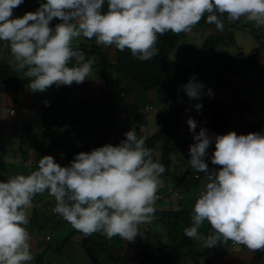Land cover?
Wrapping results in <instances>:
<instances>
[{
	"label": "clouds",
	"instance_id": "1",
	"mask_svg": "<svg viewBox=\"0 0 264 264\" xmlns=\"http://www.w3.org/2000/svg\"><path fill=\"white\" fill-rule=\"evenodd\" d=\"M23 2L0 0V41L8 43L15 69L24 71L31 89L41 93L53 85H79L90 74L92 62L72 45L81 36L95 37L97 44L119 51L127 48L133 57L147 61L159 52L158 35L190 32L205 14L206 23L217 31L224 29L223 14L229 21L246 18L264 28V0H107L106 11L105 0H46L35 12L14 17L13 10ZM54 18L61 22L50 27ZM181 87L189 99L213 95L211 89L204 91L206 86L195 74ZM202 107L195 105L197 111ZM8 116L6 110L0 119ZM187 124L195 141L189 146L188 163L196 174L204 173L207 183L195 200L192 225L184 234L202 240L206 248L217 246L222 237L253 251L264 249V132L210 136L203 127L196 132L193 118ZM124 137L115 146L106 143L75 154L67 166L44 155L38 170L0 181V264L34 259L26 210L33 197L46 190L55 198L53 212L85 236L100 233L134 242L143 234L140 226L154 219L166 166L153 159L145 139L134 130ZM213 143L210 159L218 169H209L205 162ZM205 221L213 231L202 236Z\"/></svg>",
	"mask_w": 264,
	"mask_h": 264
},
{
	"label": "crops",
	"instance_id": "2",
	"mask_svg": "<svg viewBox=\"0 0 264 264\" xmlns=\"http://www.w3.org/2000/svg\"><path fill=\"white\" fill-rule=\"evenodd\" d=\"M33 1L24 0L20 6H34L36 3H33ZM220 18L224 21L221 15ZM237 23L238 27L242 29L227 27L224 22L223 31H217L214 24L208 26L203 24L193 27L190 32L179 33L182 35L179 38L177 34L168 32L169 36H176V41L169 50L170 59L187 67L197 66L201 61L200 59L204 58L202 56L203 52L207 53V56L211 54L210 51L203 47L205 40L208 38H228V35L231 43H221L216 47V52L223 51L229 55H234L241 48L244 51H240L245 55L254 53L258 46L264 42V28H258L254 22L247 21L246 18H241ZM226 29H228L227 32H225ZM192 36L194 38H191ZM86 47L89 46L86 45ZM253 69L254 64H251L239 70L224 71L221 77L217 79L216 66L206 69L197 80L206 86L205 92H207V89H211L213 95L210 98L204 94V100L200 102L189 99L181 87L182 85L175 92L171 90L170 84H165L155 89L142 90L134 84L127 83L122 75L116 74L113 75L111 88L103 90L104 84L99 83L98 79H89L88 82L93 83L89 84L88 88L83 89L79 84L74 93L79 101L88 104L93 103L94 106L92 108L97 111V116L101 117L97 121L95 128L87 129L81 128V126L80 128L71 129L43 128L45 123L42 122L39 123L40 128H29V121L32 117L35 116L36 119L43 120L42 112L51 114L52 112L50 113V111L57 104L56 99L61 95L66 97L67 100L70 92H63L62 86L53 85L47 89V93L50 94L46 97L45 95L34 93V90L29 86L30 84L19 86L16 83H3L0 81V115H3L6 110L9 115L6 119H0V156L6 152V161L3 160L4 164L11 162L18 168L24 167L27 172L29 171L28 165L32 163L31 172L32 170L36 171L38 169H36L37 166L34 167L33 161H37L34 152L40 147L36 145L37 141L49 138L50 144L48 146L43 144L44 147L56 149L57 145L60 147L61 144H58V141L64 139L62 135L65 134L68 136L73 135V139L76 137V147L73 145L76 149L73 150L74 153L72 155L74 158L75 154L90 152L98 146L99 141L97 140H101L103 130L107 125L106 121L110 117L111 121H109L108 125L111 124L113 132L117 133L122 139L125 138L124 133L130 129L136 132L138 138L145 139V146L156 135H166L155 142L152 147L153 159L160 160L166 166V172L160 177L163 181V186L157 192L156 212L193 210L195 200L207 183V178L204 173L196 174L188 163V159H190L189 146L195 141L193 140V133L189 131L187 119L191 117L196 121L197 133L203 127L208 130L210 136L214 134L224 135L229 131H234L237 135L264 132V123L260 119L261 112L258 107L259 103H264V79L260 78L257 84H252L245 78V74ZM218 96L232 97L233 99L231 102L217 103L214 99ZM39 98H46L51 101V108L35 112L36 102ZM197 103H202L203 105L199 111L195 108ZM102 108L106 115L102 112ZM10 111H14L15 115H11ZM247 114L255 117L256 123L243 127L242 118ZM85 116V113H83V116L73 113V121L76 119L80 122ZM58 122L59 119L55 115L53 124ZM89 129H91V132H89ZM83 131V136H78ZM37 137L39 138L37 139ZM109 138L111 137L103 139L101 146L106 143H111L115 146V140ZM214 150L215 144L213 143L207 150L208 156L205 157V162L208 164L209 169H218L220 167L211 163L210 157ZM30 152H33V154H31L29 159H25V155L30 154ZM48 154L50 152H47ZM57 156L60 157V154H57ZM17 174L21 173L17 171ZM0 175L7 180L10 178L9 171L5 169L2 163V156ZM173 192H177V196L173 195ZM48 194L49 192L45 191L42 195L47 196ZM50 202L53 210L55 200H50ZM42 204L41 202L37 203L35 201L33 203L32 201V206L27 209V212L29 209L32 212L37 210ZM46 208L49 207L46 206ZM32 215V217L31 215L28 216L29 223H33L34 213ZM56 216L58 217L59 215L56 214ZM158 224L161 225V229H159ZM162 224L163 221L160 216L154 215V219L150 224H142L140 226L143 234L138 235L134 242H127L119 236L109 239L100 233H93L92 236L90 235L91 246H99L105 243L106 249L104 251L100 249L96 251L100 262H108V264H138L144 250L155 245L158 238L165 232L162 230L164 228ZM29 233L31 253L34 252L33 261L35 264H41L38 256L43 250H40L43 245L36 233L30 231ZM201 235L204 236L202 233ZM47 237H49V240H46ZM59 240L56 239L57 244ZM190 240L193 245H199L201 251L193 256H183L182 264H264V249L253 251L245 245L232 247L230 245L231 240L225 241L221 237L217 246L208 248V253H204L207 248L204 247L202 240ZM44 241L50 243L52 238L46 235ZM64 241H61V244ZM87 251L82 243L77 244L74 249L72 248L73 264H90L88 260L90 257ZM185 252L186 250L184 254L187 255L188 252Z\"/></svg>",
	"mask_w": 264,
	"mask_h": 264
},
{
	"label": "trees",
	"instance_id": "3",
	"mask_svg": "<svg viewBox=\"0 0 264 264\" xmlns=\"http://www.w3.org/2000/svg\"><path fill=\"white\" fill-rule=\"evenodd\" d=\"M41 0H38V4H40ZM103 10H107V0H105V4L103 6ZM220 15V14H218ZM224 19L225 24L231 23L227 19V14L221 15ZM207 14L205 17L201 19V21L197 25H209L206 23ZM195 25V26H197ZM194 26V27H195ZM229 38V35H228ZM228 38H208L204 42V49L211 52V54L207 57L201 59L200 63L194 67H187L178 63L173 62L170 59L169 50L173 43L176 41L174 37L171 36H159L157 39L156 47L159 49V52L152 59L147 61H140L137 58L133 57L130 53L129 49H125L124 51H119L114 46L113 47V58L109 61L104 54L96 47H86L90 49V51L82 50L84 46H76L78 50L82 51L84 57L88 55H96L100 59V67L103 70V83L106 81V86H103V90H108L112 86V75L120 74L124 77L127 83L134 84L142 90H149L159 88L165 84H170L171 90L173 92L177 91L178 88L184 83L188 82L189 78L195 74L196 79L200 77V75L208 68L216 66L217 73L216 79L221 77L224 71L228 70H239L248 65L254 64V55L256 52L245 55L240 50L234 55H229L223 51L216 52L215 49L223 42H230ZM75 61H70L69 66H72ZM112 73V74H111ZM264 79V74L259 76ZM0 81L3 83L12 82L16 83L19 86H24L30 83L28 79L18 78L15 72V68L9 67L7 64L0 62ZM63 92L69 91V86H62ZM65 97L61 96L56 99L57 104L52 109L62 107L64 105ZM109 121H111L110 117L107 119V125L104 128V132L102 133V138L99 141L97 147H100L103 143V139H107L111 137L115 140V145L119 144L122 137L118 136L117 133L113 132L111 124L108 125ZM113 125V124H112ZM170 134V133H169ZM166 136V135H165ZM164 134L156 135L153 139H151L146 147L152 151V147L155 142L159 139L165 137ZM168 136V134H167ZM95 147V148H97ZM69 156H66L64 159V164L68 165V161L72 158L74 151L69 152ZM0 168H1V157H0ZM0 181H7L6 178L0 175ZM155 215H159L161 220L163 221V225L166 231L167 242L165 241H157V246L159 244L158 251L154 252L152 247H147L138 264H182L184 251L189 249L193 243L184 234V229L188 228L192 225V216L193 210H179V211H165V212H155ZM211 226L207 221L203 224L200 229V233L204 236L212 233ZM90 235L83 240L82 244L89 253L96 259L97 263L98 256L96 254L97 248L100 250H105V243L99 245L97 248L95 246H91L89 242ZM208 248L205 249L204 253H208Z\"/></svg>",
	"mask_w": 264,
	"mask_h": 264
},
{
	"label": "rangeland",
	"instance_id": "4",
	"mask_svg": "<svg viewBox=\"0 0 264 264\" xmlns=\"http://www.w3.org/2000/svg\"><path fill=\"white\" fill-rule=\"evenodd\" d=\"M41 2H46V0H41ZM33 3H36V4H34V6L24 5L22 7L19 6L18 8H15L13 10L14 17H22L26 12H35L37 10V8L39 7L38 0H36V1L34 0ZM60 22H61L60 20L54 18L53 21L50 22V27H54L55 24L60 23ZM227 27L240 28V27H238L237 21L227 23ZM240 29H242V28H240ZM227 31H228V29L225 30V32H227ZM165 35L167 36L168 33H166ZM177 36L179 38L182 35L177 34ZM194 36H192L191 38H194ZM173 37L176 39V36H173ZM72 45L74 48L76 46L83 45V46H85V47H82V50H84V51H86V45L89 47H96V48L99 47V50L104 54V56L109 61H111V58L113 55V47L97 44L95 37H93L92 39H87V38L81 36L79 38L74 39L72 42ZM239 50L244 51L241 48H239ZM206 54L207 53L203 52L202 56L205 57V56H207ZM85 61H91L92 62V70H91L90 74L86 77L85 81L80 84L81 87L83 89L88 88L89 84L93 83V82H88L89 79H98L99 83L102 84L103 83L102 79L104 78V75H103V70L101 69L100 64H99L100 59L98 58V56L88 55L87 57H85ZM0 62H3L5 64H7L8 66L15 68L16 62L10 53V48L8 46V43L5 41H0ZM177 63H179V62H177ZM15 72H16V75L18 78L28 79L31 83V79L24 75V71H17L15 69ZM113 75H116V74H113ZM113 75H112V78H113ZM112 82H113V79H112ZM103 84H104L103 86H105V83H103ZM77 88H78V85L74 82L70 86V90H69L70 94H68L69 99L66 100V97H65L64 105L62 107L60 106L59 108L52 109V111H50V113L52 112L51 114H47V113L44 114V112H42L43 120L36 119L35 116L32 117L29 121V128H40V126H39L40 122L45 123L43 125V128L71 129V128H80V126H81V128H85V129L95 128L97 126V123H98L97 121L101 117L100 116L98 117L96 114L97 111L92 108L94 106L93 103H90V104L83 103L76 98L77 96H75L74 93L77 90ZM104 89H105V87H104ZM34 93H35V90H34ZM36 93L45 95L46 97H48V94H50V93H47V90L45 92H42V93L41 92H36ZM73 98H74V102H73ZM78 106L80 107V109ZM90 106H91V108H89ZM88 110H90V111H88ZM101 110L104 113V109L102 108ZM73 113L79 114L80 116H83V113H85L86 116L83 118V120H80V122H78L76 119L73 121ZM55 115L59 119V122L53 124ZM89 132H91V129H89ZM83 134H84V131H83V133H80V135L78 134V136H83ZM62 137L64 139H61L58 141V144H61V145H60V147H58V145H57L56 149H50V147L45 148L43 145L44 139L37 141L36 145H38L40 147L38 150L36 149V151L34 152L36 155V159H37V161H33L34 167L38 166L39 159L42 156L47 155V152H50V154H48V155L53 156L55 161L58 164H60L61 166H63L64 159L66 158V156H68L70 154L69 152H72L74 149H76L74 147H76L77 142L75 141L76 137H75V139H73V135L68 136V135L63 134ZM109 139H111V138H109ZM97 141H100V139H98ZM73 145H74V147H73ZM48 150H51V151H48ZM67 151H69V152L67 153ZM5 153L6 152L1 154L2 163L5 166V169L7 171H9L10 177L13 175H16L17 171H19V173H21V174L29 175V171L26 172V169L24 167L18 168L16 165L11 164V162L8 164H4L3 160L6 161ZM12 154H14V153L12 152ZM31 154H33V152H30V154H26L24 158L29 159ZM57 154H60V157H58ZM72 159H73V157L68 161V163H70V161ZM36 169H38V167ZM32 172H33V170H32ZM42 194L43 193L36 194L33 197V200H32L33 203H35V201H36L37 203L41 202L43 204L37 210H35L33 212L31 211V209L28 210V212H27L28 216L31 215V217H32L33 216L32 214L34 213V220H33V223H29L28 225H26L27 229L30 232L36 233V236L40 238L41 244L43 245L40 248V250H42V249L43 250L41 251V253H39V256H38L40 258V262H41V264H73V258L71 255V250H72V248L74 249L77 244L82 243L83 236L79 231L74 229L61 216L57 217L56 214L53 212V210L50 206V203H51L50 200L53 201V200H55V198L53 196H51L50 194H48L47 196L42 195ZM46 206H48L49 208H46ZM159 229H161V225H159ZM162 230L165 231V228H163ZM46 235H48L52 238V241L50 243H46L44 241ZM166 235L167 234L165 231L162 234V236H160L158 238V241H160V242L165 241L163 243H166L167 242L166 241L167 240ZM36 236H34V237H36ZM91 236H92V234H91ZM56 239H60L58 241V244L56 242ZM63 240H65V241H64V243L62 242L63 244H61V241H63ZM113 240H116V239H113ZM92 241H93V239H92ZM89 242L92 243L91 238H90ZM195 245L196 244L192 245L190 249H186V252H188V254L183 255V256H185V257H188L189 255L193 256L197 252H200L201 249H200L199 245H197V246H195ZM95 247L97 248L98 246L96 245ZM151 247L154 249V252H156V251H158L160 246H159V244H158V246H157V244H155ZM97 251H99L98 248H97ZM30 252H31V249H30ZM33 253H31V254L33 255ZM88 260H89L90 264L93 263L90 258H88ZM104 263L105 262H103V261L100 262V264H104ZM27 264H35V262L32 260V261H29ZM105 264H108V262H106Z\"/></svg>",
	"mask_w": 264,
	"mask_h": 264
},
{
	"label": "built area",
	"instance_id": "5",
	"mask_svg": "<svg viewBox=\"0 0 264 264\" xmlns=\"http://www.w3.org/2000/svg\"><path fill=\"white\" fill-rule=\"evenodd\" d=\"M254 62H255V67L251 72H248L245 74V78L251 82L252 84H257L258 80L261 78L259 76L264 74V42H262V44H260V46H258L256 53L254 55ZM232 97H223V96H218L216 97L214 100L217 103H223V102H231L232 101ZM204 100V95H202L201 100H195V102H200ZM52 106L51 101H49L46 98H39L36 102V110L35 112H37L38 110L41 109H49ZM259 110L261 112V116L260 119L262 120V122L264 123V103H259ZM11 114V111H10ZM254 123H256V118L251 116L250 114L245 115L242 118V126L243 127H248L253 125ZM39 137H37L38 139ZM44 144L45 145H49L50 144V139L49 138H45L44 139ZM32 163L28 165L29 168V174L31 173V167H32ZM213 169H217V168H213ZM173 195L177 196V192H173ZM27 211V210H26ZM46 240H49V237L46 238ZM230 245L232 247L236 246V245H240L242 246V244H238V243H234L233 241L230 242Z\"/></svg>",
	"mask_w": 264,
	"mask_h": 264
},
{
	"label": "water",
	"instance_id": "6",
	"mask_svg": "<svg viewBox=\"0 0 264 264\" xmlns=\"http://www.w3.org/2000/svg\"><path fill=\"white\" fill-rule=\"evenodd\" d=\"M86 51H90V49H87V48H86ZM104 78H105V76H104ZM104 83H105V86H106V84H107L106 81H104ZM86 237H87V236L83 235V240H85ZM87 253L89 254V257H90V259L92 260V262H93L94 264H97L95 258L89 253V251H87Z\"/></svg>",
	"mask_w": 264,
	"mask_h": 264
}]
</instances>
